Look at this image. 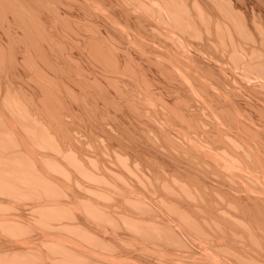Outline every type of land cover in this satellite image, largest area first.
I'll list each match as a JSON object with an SVG mask.
<instances>
[{
  "label": "rangeland",
  "instance_id": "1",
  "mask_svg": "<svg viewBox=\"0 0 264 264\" xmlns=\"http://www.w3.org/2000/svg\"><path fill=\"white\" fill-rule=\"evenodd\" d=\"M263 35L264 0H0V264H264Z\"/></svg>",
  "mask_w": 264,
  "mask_h": 264
},
{
  "label": "bare ground",
  "instance_id": "2",
  "mask_svg": "<svg viewBox=\"0 0 264 264\" xmlns=\"http://www.w3.org/2000/svg\"><path fill=\"white\" fill-rule=\"evenodd\" d=\"M201 1V0H200ZM22 8V7H21ZM20 8V9H21ZM111 14H112V12H111ZM118 15V14H117ZM178 15H179V13H178ZM214 15V14H213ZM115 16V15H114ZM227 16V15H226ZM213 17V16H212ZM250 20V19H249ZM259 21V20H258ZM118 22H119V20H118ZM176 22V21H175ZM195 22V21H194ZM179 23V22H178ZM213 23V22H212ZM95 24H97V23H95ZM181 24V23H180ZM210 24V23H209ZM74 27V26H73ZM79 27V26H78ZM176 27V26H175ZM80 28V27H79ZM148 28V27H147ZM155 28H157V27H155ZM182 28V27H181ZM180 28V29H181ZM212 28V27H211ZM98 30V29H97ZM115 30V29H114ZM184 31V30H183ZM213 31V30H212ZM149 32V31H148ZM171 32V31H170ZM203 32V31H202ZM201 32V33H202ZM142 33V32H141ZM75 35H77V34H75ZM186 35V34H185ZM79 36V35H78ZM264 36V35H263ZM121 37V36H120ZM80 38V37H79ZM105 39V38H104ZM165 40V39H164ZM197 40V39H196ZM121 41V40H120ZM132 42V41H131ZM57 43V42H56ZM69 43V42H68ZM79 43V42H78ZM86 43V42H85ZM74 44V43H73ZM68 45V44H67ZM167 45V44H166ZM103 46H105V45H103ZM122 47V46H121ZM252 47V46H251ZM75 49V48H74ZM166 49V48H165ZM80 50H82V49H80ZM131 50H133V49H131ZM119 51V50H118ZM143 51V50H142ZM155 51V50H154ZM136 52V51H135ZM120 53V52H119ZM139 53V52H138ZM54 54V53H53ZM113 55V54H112ZM115 55V54H114ZM24 56V55H23ZM171 56V55H170ZM92 57V56H91ZM114 57V56H113ZM158 57V56H157ZM167 58V57H166ZM66 60V59H65ZM73 60V59H72ZM108 60V59H107ZM113 60V59H112ZM169 60V59H168ZM172 60V59H171ZM128 61V60H127ZM258 61V60H257ZM76 62V61H75ZM114 62V61H113ZM84 63V62H83ZM101 63H103V62H101ZM140 63V62H139ZM73 64V63H72ZM97 64V63H96ZM144 64V63H143ZM168 64H170V63H168ZM63 65V64H62ZM174 65V64H173ZM113 66V65H112ZM71 67V66H70ZM62 68V67H61ZM113 68V67H112ZM31 69V68H30ZM77 69V68H76ZM108 69V68H107ZM111 69V68H110ZM163 69V68H162ZM106 70V69H105ZM33 71V70H32ZM36 71V70H35ZM153 72V71H152ZM212 72V71H211ZM80 73V72H79ZM73 74H74V72H73ZM81 74V73H80ZM79 74V75H80ZM236 74V73H235ZM41 75V74H40ZM93 75V74H92ZM75 76V75H74ZM85 76V75H84ZM129 76V75H128ZM68 78V77H67ZM72 78V77H71ZM83 78V77H82ZM104 78V77H103ZM164 78V77H163ZM179 78V77H178ZM50 81V80H49ZM52 82V81H51ZM50 82V83H51ZM49 83V82H48ZM57 83V82H56ZM83 83V82H82ZM43 84V83H42ZM87 84V83H86ZM168 84V83H167ZM194 84V83H193ZM7 85V84H6ZM36 85V84H35ZM9 86V85H8ZM52 86H54V85H52ZM181 86V85H180ZM51 87V86H50ZM65 87V86H64ZM109 87V86H108ZM39 88V87H38ZM98 89V88H97ZM111 89V88H110ZM45 91V90H44ZM200 92V91H199ZM3 94V93H2ZM55 96V95H54ZM184 97V96H183ZM182 97V98H183ZM56 99V98H55ZM58 100V99H57ZM24 101V100H23ZM50 104V103H49ZM62 105V104H61ZM176 105V104H175ZM196 105V104H195ZM59 106V105H58ZM199 106V105H198ZM56 107V106H55ZM61 108V107H60ZM46 110V109H45ZM34 114V113H33ZM74 114V113H73ZM101 114V113H100ZM183 114V113H182ZM198 114V113H197ZM102 115V114H101ZM64 116V115H63ZM191 116V115H190ZM52 118H53V116H51ZM71 117V116H70ZM54 119V118H53ZM68 121V120H67ZM206 121H208V120H206ZM47 122V121H46ZM75 123V122H74ZM15 124V123H14ZM71 124V123H70ZM3 125V124H2ZM55 129V128H54ZM146 132V131H145ZM146 134V133H145ZM214 134V133H213ZM1 135V134H0ZM56 135V134H55ZM74 135V134H73ZM82 135V134H81ZM130 135V134H129ZM68 136V135H67ZM72 136V135H71ZM63 137V136H62ZM71 138V137H70ZM60 139V138H59ZM204 139V138H203ZM225 139V138H224ZM78 141V140H77ZM81 142V141H80ZM128 142V141H127ZM23 144V143H22ZM212 144V143H211ZM75 146H78V145H75ZM68 151V150H67ZM251 155V154H250ZM251 157V156H250ZM234 160V159H233ZM138 161V160H137ZM251 161V160H250ZM155 163V162H154ZM228 163H230V162H228ZM249 164V163H248ZM226 168V167H225ZM2 171V170H1ZM156 172V171H155ZM162 172H164V171H162ZM1 173V172H0ZM164 174V173H163ZM165 175V174H164ZM1 179V178H0ZM6 182V181H5ZM217 182V181H216ZM225 182V181H224ZM3 183V182H2ZM233 185V184H232ZM238 185V184H237ZM155 186V185H154ZM157 187V186H156ZM157 188H159V187H157ZM236 188V187H235ZM148 189V188H147ZM239 190V189H238ZM74 223V222H73ZM211 234V233H210ZM221 236H223V235H221ZM102 238V237H101ZM210 239V238H209ZM45 242V241H44ZM226 245V244H225ZM92 246V245H91ZM60 251V250H59ZM130 254V253H129ZM126 255V254H125ZM66 258V257H65ZM75 258V257H74ZM129 258V257H128ZM215 261V260H214ZM65 262V261H64ZM99 262V261H98ZM134 262V261H133ZM66 263V262H65Z\"/></svg>",
  "mask_w": 264,
  "mask_h": 264
}]
</instances>
